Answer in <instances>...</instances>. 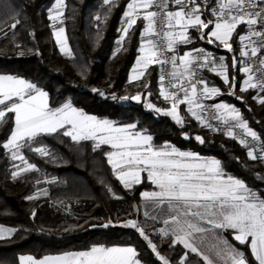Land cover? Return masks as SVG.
I'll list each match as a JSON object with an SVG mask.
<instances>
[{
    "label": "trees",
    "instance_id": "trees-1",
    "mask_svg": "<svg viewBox=\"0 0 264 264\" xmlns=\"http://www.w3.org/2000/svg\"><path fill=\"white\" fill-rule=\"evenodd\" d=\"M128 1L115 0L108 5L104 0H65L63 24L57 26L65 28L71 50V55H67L59 49L48 18L54 0H0V73L38 84L48 93L51 107L69 99L74 106L99 119L133 123L136 130L151 134L155 147L169 143L214 155L225 173L242 180L264 197V162L251 160L246 147L200 124L184 104L178 109L183 125L147 107L146 101L161 104L156 67L149 66L140 80L130 81L128 77L144 20L138 19L128 37L117 43ZM14 20H19V24L10 29ZM240 30L238 27L231 40L236 55L240 48L235 42ZM196 44L215 48L204 41H194L185 47ZM213 79L222 93L212 101L223 99L235 105L264 143V104L253 99L264 93L242 92L240 76L232 89L235 94L230 95L228 85L219 78ZM136 94L141 95L139 102L120 99ZM12 126L13 114L8 113L0 124V142L7 139ZM62 133L59 130L42 135L41 143L32 145V149L46 147L48 156L27 146L21 149L25 159L36 165L35 170L22 177L12 176L16 160L0 147V223L14 228L11 236L0 239V263L18 264V255L22 253L40 257L84 250L96 244H128L136 249L143 264H162L136 229L123 227L125 221L136 220L171 264H179L185 255V264H205L199 255L180 243L170 246L171 236L162 237L156 232L161 222L140 213V193L154 187L145 173L140 184L126 189L108 163V145L97 148L92 140L77 142ZM196 136L202 137L204 143L197 141ZM109 187L112 192L108 191ZM29 196L37 198L29 200ZM108 221L112 222L109 227H101ZM230 240L243 250L249 264H257L247 244L241 245L232 237Z\"/></svg>",
    "mask_w": 264,
    "mask_h": 264
},
{
    "label": "snow or ice",
    "instance_id": "snow-or-ice-1",
    "mask_svg": "<svg viewBox=\"0 0 264 264\" xmlns=\"http://www.w3.org/2000/svg\"><path fill=\"white\" fill-rule=\"evenodd\" d=\"M104 3L112 5L115 0H104ZM170 4L175 5V9L170 10ZM65 7V0H54L52 8L48 10V18L52 22L53 35L61 52L71 55V50L67 47L65 28L57 27L58 23L63 24ZM154 8L159 11L152 10ZM126 9L122 21L124 26L119 29L122 35L117 41L118 44L128 37L129 30L133 29L138 19L142 18L147 22L142 30V55L136 61L137 67L132 70L131 80H140L152 64L171 65V71L162 72L159 76V95L170 102L171 107L161 109L149 103V109L171 116L177 124L183 125L184 121L178 109L179 105L187 104L188 112L202 125L211 128L212 125L202 115L205 105L200 101L201 98L211 99L220 95L221 90L214 86L209 87L203 77L197 76V70L207 68L235 89V77L230 81L228 65L224 63L223 57L217 63V59L203 49H193L176 55L178 45L193 42L189 29L199 33V39L206 40L209 44L218 42V46L231 52L233 34L239 26L244 25L245 33L238 36L242 45L240 56L256 64L258 76L254 81L252 67L243 59L237 60L233 56L232 66L244 65L240 71L247 75V79L243 81L240 89L242 92L259 89L260 93H264V56L259 55L264 49V0H213L211 4L209 0H130ZM205 10L213 19L203 18ZM96 19L99 21L100 17L97 16ZM18 24L19 20H14L9 28L15 29ZM169 52L173 54L165 55ZM252 58L256 60L253 61ZM141 67L144 70L138 71ZM166 75L169 77L167 84ZM144 87L148 85L145 84ZM229 94L234 95L235 92ZM112 98L117 99L115 96ZM120 99L139 102L141 95L124 96ZM253 99L264 104V96H254ZM214 107L217 113L222 109L227 114L215 115L214 118L221 119L225 124L229 119L235 122L229 127L228 136L235 138L232 128L237 127L243 129L245 135L253 140L260 139L234 106L219 103ZM8 113L14 114V127L8 139L0 142V147L8 150L14 161L18 159L22 162L23 166L15 165L17 170L12 172L14 178L22 172L36 169V165L29 163L21 154L23 147L27 146L42 156H48L46 147L32 149V145L41 143L39 138L42 135H52L65 129L63 136L71 137L73 141H97V148L100 145H110L114 151L106 154L108 163L126 189L140 184L141 174L147 173V179L157 190L144 191L141 196L145 201L151 202L153 210L158 208L167 211L168 216L163 219V223L169 227L160 228L158 231L162 237H174L170 246L180 243L185 249L196 253L198 250L189 238L195 233L207 231L208 229L201 226V222H206L215 229L234 230V240L241 245L247 244L257 264H264V198L251 191L240 179L225 175L219 160L202 159L196 153L178 150L167 143L162 147H154L151 143L152 136L130 131L136 127L135 124L116 126L109 120L86 115L70 103L53 109L49 107L46 91L24 79L0 75V124L5 122ZM195 139L204 143L200 136ZM240 143L248 146L245 139H241ZM247 155L251 160L264 162V143L261 144L259 154L249 148ZM108 191L112 192V189L109 187ZM35 198L37 197H27L29 200ZM144 215L152 220L157 219L148 211ZM111 224L108 221L101 227L107 228ZM123 227L136 229L162 264H171L160 254L157 245L138 221L127 220ZM13 231L0 227V239L6 238V234L11 236ZM220 242L225 247L219 249L217 255L224 264H249L245 253L229 244L226 238L221 237ZM137 255L136 249L131 246L94 245L89 250L64 256L45 257L42 260L21 256L19 260L20 264H141L136 258ZM185 259L186 255L179 264H185ZM204 259L211 264L207 257Z\"/></svg>",
    "mask_w": 264,
    "mask_h": 264
},
{
    "label": "crops",
    "instance_id": "crops-1",
    "mask_svg": "<svg viewBox=\"0 0 264 264\" xmlns=\"http://www.w3.org/2000/svg\"><path fill=\"white\" fill-rule=\"evenodd\" d=\"M130 2V0L128 1V3ZM127 10V9H126ZM203 18L204 19H212V17L207 13V12H204V16H203ZM146 24H147V22L146 21H144V26H143V28L146 26ZM239 28H241V30L240 31H242V30H244L245 29V26L244 25H241V26H239ZM143 30V29H142ZM207 31V30H206ZM239 31V32H240ZM189 34L193 37V42L195 41V42H197V41H204V42H207L206 40H201V39H199V33H197L194 29H189ZM150 38V37H149ZM238 39V38H237ZM237 39H236V42H235V45L237 46V48L239 49L240 48V46L238 45V41H237ZM141 44H142V31H141V39H140V44H139V47H138V52H137V55H136V58H135V61H134V63H133V65L131 66V68H130V70H129V74H128V77H129V80L130 81H132L131 80V77H132V75H133V69L134 68H136L137 67V65H136V61L138 60V58L142 55V53L140 52V47H141ZM209 44V43H208ZM200 45H202V44H196V45H194V46H191V47H185V45H178L177 46V49H176V55H182L184 52H186V51H190V50H193V49H196L198 46H200ZM211 45H213L216 49H218L219 51H221L222 53H224V55H225V57H226V65H228V75H229V79H230V81H231V78L234 76L235 77V81H236V79L238 78V77H240L241 76V80H242V78L244 77V73L242 72V71H240V68L241 67H243L241 64H238L236 67H233L232 66V64H233V56H235L236 58H237V60H240V50H241V48L239 49V54H234L233 53V51H231V52H229L227 49H225V48H223V46H218V42L217 43H214V44H211ZM173 53H171V55H172ZM228 57V58H227ZM144 69L141 67V68H139L138 69V71H143ZM0 75H12V76H14V77H17V78H20V79H24V78H22V77H20V76H16V75H13V74H10V73H0ZM202 77L208 82V85H209V87H217V88H219L220 89V87L216 84V82L214 81V79H213V77L214 78H219L223 83H224V81H223V78L221 77V76H219V75H217L215 72H212V71H204L203 73H202ZM24 80H26V79H24ZM27 82H30V81H28V80H26ZM30 83H33V84H35L39 89H41L42 91H45L44 89H42L38 84H36V83H34V82H30ZM241 84V83H240ZM227 85V84H226ZM158 88H159V85H158ZM221 90V89H220ZM227 92L228 93H230V92H232V88L228 85V89H227ZM221 93H222V90H221ZM219 96V95H218ZM217 96H215L214 98H211V100L212 99H215ZM163 98V97H162ZM215 102V104H219V103H225V104H228V105H230V106H234L236 109H237V107L235 106V105H233L232 103H228L227 101H225V100H223V99H217V100H215L214 101ZM66 103H70L74 108H76L77 110H79V111H82L80 108H77L76 106H74L73 104H72V102H71V100H69V99H66V100H64L63 102H61L59 105H57V106H55V107H51L50 105H49V107H51V108H53V109H55V108H58V107H62L64 104H66ZM48 104H49V102H48ZM184 107H185V109L188 111V105L187 104H184ZM239 110V109H238ZM179 111V110H178ZM220 111V113H221V115H223V116H226L227 114L226 113H224L223 112V110L221 109V110H219ZM83 112V111H82ZM85 113V112H84ZM86 115H90V116H94V117H96L95 115H93V114H89V113H85ZM191 114V113H190ZM179 115L181 116V114H180V112H179ZM97 119H99L98 117H96ZM99 120H105V119H99ZM107 120V119H106ZM110 121V120H109ZM111 122H113L116 126H126V125H129V124H133V123H117V122H114V121H111ZM14 127V114H13V126H12V128ZM67 127H70V126H66V128ZM12 130V129H11ZM61 130H65V129H61ZM130 131H132L133 133H140L141 135H150L151 136V134H149V133H147V132H144V131H139V130H136L135 128L134 129H130ZM9 135H10V133H9ZM9 135H8V137H9ZM8 137H7V139H8ZM6 139V140H7ZM70 139H71V137H70ZM5 140V141H6ZM72 140V139H71ZM93 141V140H92ZM95 142V144L97 143V141H94ZM151 143H152V141H151ZM167 144H169V143H167ZM165 145V143L163 144V145H161V146H159V147H162V146H164ZM171 146H174V145H172V144H170ZM109 147H110V145H108ZM154 146V145H153ZM155 147V146H154ZM174 147H176V146H174ZM178 150H181V151H188V152H193V153H196V154H198L202 159H206V160H209V159H216V160H219L216 156H214V155H210V154H207V155H204V154H200V153H198L197 151H195V150H192V149H181V148H178V147H176ZM110 151H114V149H112L111 147H110ZM109 151V152H110ZM21 161L20 160H16V162H15V164H14V168H13V170H12V172L13 171H16L17 169L15 168V165H21ZM111 166V165H110ZM113 170V169H112ZM114 172V171H113ZM145 173V175H146V177H147V173L146 172H144ZM225 173V172H224ZM115 174V173H114ZM143 174V173H142ZM142 174H141V176H142ZM225 175H229V174H227V173H225ZM115 176H116V174H115ZM232 176V175H231ZM234 177V176H233ZM234 178H236V177H234ZM238 179V178H237ZM242 181V180H241ZM121 182V181H120ZM243 182V181H242ZM122 183V182H121ZM245 183V182H244ZM123 184V183H122ZM246 185V184H245ZM247 186V185H246ZM248 187V186H247ZM251 191H254V192H256L257 193V195H259L261 198H264V197H262V195L260 194V192H258L256 189H254V188H250V187H248ZM155 190H157L156 188H155V186L153 187V189H151V190H143L142 192H144V191H155ZM141 192V193H142ZM141 193H140V202H139V207H138V209H139V211H140V213L143 215V216H145L144 215V213H145V211H148L149 213H150V215H152V214H154V213H157V214H159L158 212H159V209L157 208V209H155V210H153V207H152V205L151 206H146V204H147V201H145L143 198H142V196H141ZM152 216H154V215H152ZM159 218L157 217V220H158ZM160 221V220H159ZM201 226L202 227H204L205 229H208L207 231H205V232H203V233H195L192 237H190L189 238V240H190V242L197 248V252H196V254L197 255H199L202 259H203V261L205 262V264H208V261H206L205 259H204V257H207L208 258V260L210 261V254L213 252L212 250L215 248V247H213L212 248V234H213V231L214 230H218V236H219V239H218V247L216 248V249H214L215 250V252L217 253V251L219 250V249H222V247L224 248L225 247V245L224 244H222L221 242H220V238L221 237H223V238H226L227 239V241H228V243L229 244H231L232 246H236L235 244H233L232 242H231V240H230V237H232V239L234 240V238H233V236H234V230H231V229H227V230H222V229H215V228H213L211 225H209V224H207L206 222H201ZM0 227H4V228H6V229H13L14 230V228L13 227H11V226H9V225H6V224H3V223H0ZM12 235V234H11ZM6 237H9V236H7V234H6ZM251 238H249V240H250ZM236 241V240H235ZM237 243H239L238 241H236ZM96 245H101V244H96ZM182 246H183V244H181ZM94 246V245H93ZM112 246H121V247H126V246H131V247H133L132 245H116V244H114V245H109V246H107V247H112ZM92 247V246H91ZM90 247V248H91ZM237 247V246H236ZM90 248H88V249H84V250H78V251H71V252H61V253H53V254H45V255H42V256H40V257H35V256H33L32 254H30V253H22V254H19L18 255V264H20V260H19V258L21 257V256H25V257H27V256H31L33 259H35V260H42V259H44L45 257H58V256H64V255H66V254H68V253H74V252H80V251H86V250H89ZM239 248V247H238ZM239 249H241V248H239ZM250 249V248H249ZM187 250H189V251H191L190 249H187ZM242 250V249H241ZM243 251V250H242ZM137 258V257H136ZM254 258V257H253ZM138 259V258H137ZM215 259H216V262H218V263H216V264H224V261L220 258V257H218V255L215 257ZM0 264H7V263H0ZM141 264H143L142 262H141ZM211 264H215V263H213V262H211Z\"/></svg>",
    "mask_w": 264,
    "mask_h": 264
},
{
    "label": "built area",
    "instance_id": "built-area-1",
    "mask_svg": "<svg viewBox=\"0 0 264 264\" xmlns=\"http://www.w3.org/2000/svg\"><path fill=\"white\" fill-rule=\"evenodd\" d=\"M209 3L211 4V3H213V0H209ZM172 9H175V5H172V4H170V10H172ZM152 10H157V11H159V9H152ZM205 12H207L208 14H209V12L207 11V10H205ZM210 15V14H209ZM211 16V15H210ZM212 17V16H211ZM212 19H213V17H212ZM245 31H246V28L244 29V30H242V31H240L239 32V34H238V36L239 35H241V34H244L245 33ZM238 36H237V38H238ZM150 38H155V37H150ZM237 41H238V45L240 46V48L242 47V45L240 44V42H239V40L237 39ZM196 49H203L205 52H208V53H211L216 59H217V63H219L220 62V58L221 57H223L224 58V63H226V57H225V55H224V53H222L221 51H219L218 49H216V48H213V47H210V46H205V45H200V46H198ZM165 55H167V56H171V53L169 52V53H165ZM259 55H262V56H264V49H262V51H261V53L259 54ZM241 59H243V60H245V62L246 63H249V66H251L252 67V71H253V73H254V81H255V78H256V76H258V73H257V71H256V64L255 63H252V62H249L248 60H247V58H242L241 56H240V60ZM253 59V61H255L256 60V58H252ZM152 65H154L155 67H156V71H157V80H158V85H159V76H160V74L162 73V72H164V73H167V72H169V71H171V65L170 64H164V65H160V64H152ZM152 65H150V66H152ZM242 66H244V65H242ZM204 71H209L207 68H205V69H198L197 70V76L198 77H202V73L204 72ZM245 79H247V75L244 73V77L242 78V80H241V84H240V89H241V87H243V81L245 80ZM168 80H169V77L166 75L165 76V84H167V82H168ZM200 86L198 85V88H199ZM248 90H255V91H257V92H260L259 91V89H248ZM244 92V91H243ZM181 95H183L182 93H181ZM200 102H202L204 105H205V110H204V112L202 113V115L206 118V120H207V122L208 123H210L211 125H212V127L211 128H209V127H207V128H209L210 130H212V131H215V132H220V133H222V134H224L225 136H227V137H230V136H228L227 135V132H228V130H229V127L231 126V125H234V121H232V120H228V123L227 124H225L221 119H216V118H214V116L215 115H221V113H220V111H219V113H217V110L215 109V107H214V105H216L215 104V102L214 101H212L211 99H203V98H201V101ZM197 111H199L198 109H197ZM250 129H252L253 131H255L253 128H251L250 126H248ZM232 131H233V133H234V137L235 138H233V137H230V138H232L234 141H236L238 144H240V145H242L241 143H240V140L241 139H245L246 141H247V149L249 150V148H252L257 154H259L260 153V150H261V144H262V141H261V139H259V140H253L250 136H246L245 135V133H244V130L243 129H240V128H237V127H233L232 128ZM256 132V131H255ZM257 133V132H256ZM257 136L259 137V135H258V133H257ZM260 138V137H259ZM243 146V145H242ZM245 147V146H244Z\"/></svg>",
    "mask_w": 264,
    "mask_h": 264
},
{
    "label": "rangeland",
    "instance_id": "rangeland-1",
    "mask_svg": "<svg viewBox=\"0 0 264 264\" xmlns=\"http://www.w3.org/2000/svg\"><path fill=\"white\" fill-rule=\"evenodd\" d=\"M54 3V2H53ZM52 6H53V4H52ZM52 6H51V8H52ZM59 24V23H58ZM57 27H60V26H57ZM58 47H59V49H60V45L58 44ZM67 47L69 48V46H68V43H67ZM137 95V94H136ZM145 96H147V94H145ZM144 96V97H145ZM159 97L161 98L160 100H161V104H159V105H157V104H154V103H152V102H150V101H146V105H148L149 103H151L152 105H154L155 107H158V108H161V109H169L170 107H171V104H170V102H167V101H165L160 95H159ZM154 110V109H153ZM157 113V112H156ZM158 114H161V115H164L163 113H158ZM171 119H173L171 116H169ZM174 120V119H173ZM200 123V122H199ZM201 124V123H200ZM21 166H23L22 165V163H21ZM28 173H30V171H28V172H22L21 173V175L20 176H18V177H22V176H24L25 174H28ZM43 190H45V188L43 189ZM37 193H38V191H37ZM31 195H33V193L31 194ZM152 204H151V202H147V204H146V206H151ZM159 214H157V213H154V214H152V215H154V216H156V217H158L159 219L158 220H160V222H161V225L156 229V232L158 233V235H160V233H159V229L160 228H165V227H169V226H166L164 223H163V219H165V218H167V216H168V213H167V211L165 210V211H161V209H159V212H158ZM161 236V235H160ZM171 236V235H170ZM212 248L213 247H215L214 249H216L217 247H218V239H219V236H218V230H214L213 231V234H212ZM172 238V240L174 239V237H171ZM223 248V247H222ZM235 248L236 249H238V250H241V249H239L238 247H236L235 246ZM212 250L213 252L210 254V261L211 262H213V263H218V262H216V259H215V257L217 256V253L215 252V250ZM217 250V249H216ZM242 251V250H241Z\"/></svg>",
    "mask_w": 264,
    "mask_h": 264
}]
</instances>
